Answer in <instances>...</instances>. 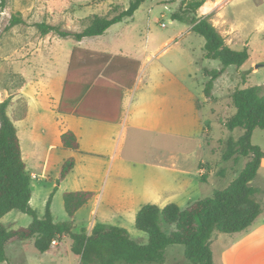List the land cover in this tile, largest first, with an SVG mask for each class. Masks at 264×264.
<instances>
[{
  "label": "rangeland",
  "instance_id": "1",
  "mask_svg": "<svg viewBox=\"0 0 264 264\" xmlns=\"http://www.w3.org/2000/svg\"><path fill=\"white\" fill-rule=\"evenodd\" d=\"M129 1L0 0V103L11 96L8 112L19 131L35 187L31 205L39 217L45 215L50 202L55 220H68L64 192L92 190L96 197L77 212L73 231L82 227L89 231L92 222L107 223L126 228L131 238L145 244L149 234L135 223L142 205L154 203L163 208L176 203L185 208L226 188L250 159L239 155L223 159L227 139L243 133L241 128L228 129L224 122L236 112L232 95L237 87L260 85L264 93V0H217V5L210 0L202 8L203 12L214 7L212 21L232 48L248 46L250 52L242 67L225 69L212 97L204 90L208 80L204 67L221 68L222 63L204 57V36L172 19L180 0H145L132 18L83 42L55 33L42 36L35 26L46 21L79 31L94 14L114 15L126 9ZM13 15L23 17L24 22L11 26ZM106 46L111 53L143 63V79L128 98L119 149L106 159L51 147L60 144L61 127L76 125L75 117L57 111L73 48H80L83 56L82 49ZM183 101L184 119L178 121L174 115ZM25 111L26 115L16 117ZM252 143L264 150L263 128L254 130ZM70 157L75 158L76 167L60 181L62 166ZM201 162L207 164L206 173H201L200 167H205ZM253 184L261 188L259 196L264 202V164ZM32 220L29 214L12 210L2 223L14 229L29 226ZM162 227L168 233L175 229L164 219ZM233 236L214 233L216 264L225 262L228 248L224 240ZM71 244V237L65 235L50 251L39 253L33 239L13 241L7 246L8 260L0 264H80ZM152 264L194 263L185 256V246L176 244L167 247L164 262Z\"/></svg>",
  "mask_w": 264,
  "mask_h": 264
},
{
  "label": "trees",
  "instance_id": "2",
  "mask_svg": "<svg viewBox=\"0 0 264 264\" xmlns=\"http://www.w3.org/2000/svg\"><path fill=\"white\" fill-rule=\"evenodd\" d=\"M144 1L130 0L126 9L119 10L114 15L94 14L88 25L79 31L65 29L46 21L36 22L35 26L42 36L55 33L60 38L82 41L87 37L101 36L113 25L132 18ZM207 1L209 0H180L171 16L173 20L189 25L192 31L205 37L206 59L221 61V68L204 67V73L208 76L204 90L207 96L212 97L216 80L225 69L230 65L242 67L250 59V52L248 46L242 50L232 48L209 16L200 15V8ZM21 22H24L23 17L12 16L11 26ZM79 53L80 48L75 47L71 70L65 81L62 96L63 99L67 97L73 99L72 110L65 109L62 104L57 110L61 114L90 117L76 109L83 94L92 86L99 85L102 77L122 85L121 76H113L110 73L111 70L118 69L126 70L129 88L132 87L140 61L104 54L102 76L87 75L83 82L74 84L73 81H77L73 78L72 70L80 67L83 58ZM243 79L246 80L245 75ZM73 86L77 87V91L73 92ZM79 88L82 92L78 91ZM11 99L9 96L0 103V263L8 260L7 246L13 241L33 239L35 250L45 253L51 250L55 241L69 235L72 240L71 251L79 258L80 264L161 263L166 259L167 247L176 244L185 246V256L192 263L214 264L211 248L214 232L243 231L264 211V202L259 196L261 188L253 184L264 158V150L252 143L254 130L257 127L264 129V93L260 85L236 88L232 95L236 112L224 122L228 129L241 128L243 133L239 138L227 139L223 159L227 161L235 155L249 157L245 167L226 188L216 189L213 195L196 200L185 208L176 203H168L163 208L154 203L142 205L135 223L138 229L149 234V242L145 244L131 238L126 228L107 223H95L90 232L86 227H82L79 232L73 231L77 212L95 197L92 190L64 192V207L68 220L56 221L50 202L45 215L39 217L31 205L32 178L23 157L21 139L8 112ZM61 147L82 152L78 136L72 130L61 134ZM75 165V158L65 160L60 181L73 171ZM12 210H19L32 216L31 224L14 229L6 227L2 223V218ZM163 219L174 225L175 229L166 232L162 227Z\"/></svg>",
  "mask_w": 264,
  "mask_h": 264
},
{
  "label": "crops",
  "instance_id": "3",
  "mask_svg": "<svg viewBox=\"0 0 264 264\" xmlns=\"http://www.w3.org/2000/svg\"><path fill=\"white\" fill-rule=\"evenodd\" d=\"M213 1H214V5H217L218 1L217 0H213ZM208 2H210V0L207 1L200 8L199 13L200 15L209 16L210 20L212 21L214 20L213 18L214 10H212L214 9V7L211 10L209 9L210 11L207 10L209 11L208 13H205L207 12L205 10L202 12V8L206 4H209ZM108 30L105 33H107ZM98 37H87L84 39H93V38L97 39ZM83 40L78 42H83ZM82 50L85 54L83 55V58L80 61L81 65L80 67L74 68L72 70L73 78H75L74 80L77 81V82L73 81L74 84H79V82H83L86 79L87 75L102 76L101 75L103 71L102 61L105 60V58L103 57L104 54H110L112 56H121L123 58L140 61L139 59L130 57L128 55H124L122 53H118V54L111 53L107 46L105 47V49H97L93 47ZM142 67H143V63L140 61V67L135 77L134 84L130 88H129V79H126L127 74L125 69L110 71V73L113 76L114 75L121 76L122 79L120 81L122 82V85L121 83L120 84L113 83V81L102 77V79L98 82L99 85L92 86L88 92L84 93L83 97H81L79 103L76 106V109L80 110L82 113L90 117L77 116L74 114H63V115L75 117L77 119L75 120L76 125L75 127H70V125H67L68 127H61L58 132V138L60 140V144L57 146L51 145V147H57V148L61 147V134L64 131L72 130L78 136L81 151L85 152V153L82 152H77V153L88 156H98V157H105L106 159H111L119 149L118 140L122 131V127L127 118L126 106L129 103L128 98L130 97V94L132 90L135 88L136 84L142 81L143 79ZM70 70H71V64H69L66 79L68 77V73ZM72 88H73V92L77 91L76 90L77 87L73 86ZM63 90H64V86L62 89L58 107L60 104H62L64 105L65 109L72 110L73 99L68 97L63 99L62 97ZM79 90L80 88L78 89V91ZM80 91L82 92V90ZM23 115H26V111L22 115L19 116L17 115L16 117L19 118L20 116L22 117ZM175 117H177L178 121H180V118L184 119V101L181 104L178 103V110L177 113L174 115V118ZM22 152H23V148H22ZM204 164L205 167H200L201 173L203 172L206 173L207 171V164L206 163ZM263 164H264V158L261 161V167ZM44 166L45 168L48 167L47 162ZM210 170L211 169H209V171ZM94 225L95 223L92 222L89 232L92 230ZM215 232H219V231H215ZM228 234H233L234 236L230 239L224 240V242H226L225 244L227 245L228 252L226 254L225 262L222 261L223 264H264V211L247 229L240 232L228 233ZM213 237L211 240V248H212ZM213 258H214V264H216L214 252H213ZM241 259H243L242 263L240 262Z\"/></svg>",
  "mask_w": 264,
  "mask_h": 264
},
{
  "label": "water",
  "instance_id": "4",
  "mask_svg": "<svg viewBox=\"0 0 264 264\" xmlns=\"http://www.w3.org/2000/svg\"><path fill=\"white\" fill-rule=\"evenodd\" d=\"M33 189H35V187L34 186H31V190H33Z\"/></svg>",
  "mask_w": 264,
  "mask_h": 264
},
{
  "label": "built area",
  "instance_id": "5",
  "mask_svg": "<svg viewBox=\"0 0 264 264\" xmlns=\"http://www.w3.org/2000/svg\"><path fill=\"white\" fill-rule=\"evenodd\" d=\"M34 176H35V174H34Z\"/></svg>",
  "mask_w": 264,
  "mask_h": 264
}]
</instances>
